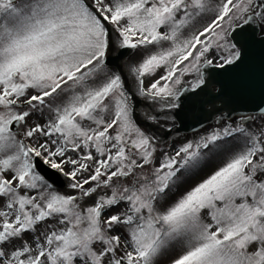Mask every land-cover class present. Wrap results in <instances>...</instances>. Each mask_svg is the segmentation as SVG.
Here are the masks:
<instances>
[{"label": "snow or ice", "instance_id": "snow-or-ice-1", "mask_svg": "<svg viewBox=\"0 0 264 264\" xmlns=\"http://www.w3.org/2000/svg\"><path fill=\"white\" fill-rule=\"evenodd\" d=\"M243 105L264 0H0V264H264Z\"/></svg>", "mask_w": 264, "mask_h": 264}, {"label": "water", "instance_id": "water-1", "mask_svg": "<svg viewBox=\"0 0 264 264\" xmlns=\"http://www.w3.org/2000/svg\"><path fill=\"white\" fill-rule=\"evenodd\" d=\"M238 107L240 108V113H238V112H230L229 113L228 111H225L224 113H222V115H230L231 117H233V116H239V114H244V115H248V114L258 115L259 114V109H254V113H253V107H254L253 105H243V106H238ZM204 123H205V125H207L210 122L205 121ZM195 127L197 129H200V125H195ZM188 132H193L191 127L182 128L179 132H175V133L180 134V133H188Z\"/></svg>", "mask_w": 264, "mask_h": 264}, {"label": "rangeland", "instance_id": "rangeland-1", "mask_svg": "<svg viewBox=\"0 0 264 264\" xmlns=\"http://www.w3.org/2000/svg\"><path fill=\"white\" fill-rule=\"evenodd\" d=\"M124 63H125V61H124ZM137 110H139L138 111V113L140 112V111H143L144 110V105H143V103H141V104H139L138 105V108H137ZM233 120H236V118H232ZM215 123V122H214ZM213 123V124H214ZM255 123H256V125H260L261 123H264V117H257V119H256V121H255ZM208 126H210V125H208ZM207 127V126H206ZM198 133H190V134H185V135H180V136H175V137H173V136H171V138L170 139H168V143L170 144V143H172L173 141H178L181 137H184V136H193V135H197ZM162 147H164V148H167L168 147V144H163V145H161Z\"/></svg>", "mask_w": 264, "mask_h": 264}, {"label": "bare ground", "instance_id": "bare-ground-1", "mask_svg": "<svg viewBox=\"0 0 264 264\" xmlns=\"http://www.w3.org/2000/svg\"><path fill=\"white\" fill-rule=\"evenodd\" d=\"M113 54H114V53H113ZM141 103H142V102H141ZM141 103H140V104H141ZM137 111H139V110H137Z\"/></svg>", "mask_w": 264, "mask_h": 264}]
</instances>
